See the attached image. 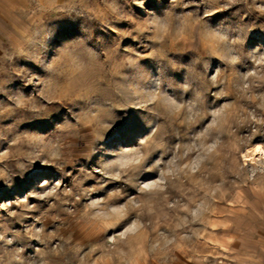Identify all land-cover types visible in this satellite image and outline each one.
<instances>
[{"label": "rangeland", "instance_id": "374dc122", "mask_svg": "<svg viewBox=\"0 0 264 264\" xmlns=\"http://www.w3.org/2000/svg\"><path fill=\"white\" fill-rule=\"evenodd\" d=\"M258 146L264 0H0V264H264Z\"/></svg>", "mask_w": 264, "mask_h": 264}, {"label": "snow or ice", "instance_id": "6c2138e0", "mask_svg": "<svg viewBox=\"0 0 264 264\" xmlns=\"http://www.w3.org/2000/svg\"><path fill=\"white\" fill-rule=\"evenodd\" d=\"M50 79H52L54 81L56 87L59 90L65 92V93H68V94L75 92L78 88L87 87V83L85 81H83L82 79H77V80L73 81L72 83H65L63 81L56 80L55 77H50ZM81 107L82 108L88 107V104L82 103ZM119 127L120 126L117 125L116 128L113 129L112 133H110V135L117 134L119 132ZM142 142H143L142 140H139V139L136 140L134 143V146H133V151L138 152L139 151L138 145ZM256 151H260V149L257 148ZM157 159H158V157L154 156V157H151L148 160L144 161L142 164V158L141 157H139L138 155H132L130 158L122 160L121 165L124 168H129L133 165L141 166L140 170L146 172L151 168V166L156 162ZM143 187L144 188H150L151 185L148 183H145L143 185ZM112 211L114 213H119V212L123 211V208L119 207V206H114L112 208ZM126 230H127V225H125L123 228L120 229L119 234L122 235L123 232ZM106 239H111V236L106 237Z\"/></svg>", "mask_w": 264, "mask_h": 264}, {"label": "bare ground", "instance_id": "6f19581e", "mask_svg": "<svg viewBox=\"0 0 264 264\" xmlns=\"http://www.w3.org/2000/svg\"><path fill=\"white\" fill-rule=\"evenodd\" d=\"M256 149L253 151V155H250L249 156L251 158L250 160H252V161H254L255 158H258V157H264V150H263V148L260 147V146H258V149H260V151H256ZM245 157H248V156H245Z\"/></svg>", "mask_w": 264, "mask_h": 264}]
</instances>
